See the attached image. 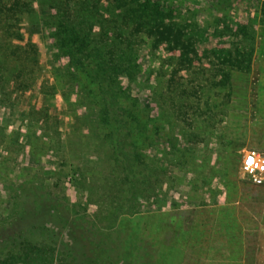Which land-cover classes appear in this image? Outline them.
I'll use <instances>...</instances> for the list:
<instances>
[{
	"label": "rangeland",
	"instance_id": "374dc122",
	"mask_svg": "<svg viewBox=\"0 0 264 264\" xmlns=\"http://www.w3.org/2000/svg\"><path fill=\"white\" fill-rule=\"evenodd\" d=\"M40 1L47 0H31L33 14L17 20V35L9 40L7 69L18 71L0 80V246L21 230L62 249L71 245V220L60 215L74 214L77 202L82 222L111 234L109 247L118 243L115 264L127 258L136 237L140 264H264V176L256 184L243 170L246 154L264 155V0H153L175 12L168 20L194 33L196 60L189 69L178 51L149 40L134 55L133 73L117 77L151 122L137 153L159 185L140 186L132 199V191L124 192L126 206L115 210L109 193L119 192L111 186L107 139L89 134L87 112L76 98L83 85L68 83L76 68L51 38L56 10ZM0 3L12 7L15 0ZM74 4L68 8L72 17ZM29 46L38 53L40 72L24 86L19 73ZM236 51L252 54L249 68L221 64L230 78L221 86L215 65L223 61L217 56L234 60ZM81 170L88 182L78 188L73 180ZM31 181L69 211L11 229L10 203ZM108 215L111 223L99 222Z\"/></svg>",
	"mask_w": 264,
	"mask_h": 264
},
{
	"label": "trees",
	"instance_id": "16d2710c",
	"mask_svg": "<svg viewBox=\"0 0 264 264\" xmlns=\"http://www.w3.org/2000/svg\"><path fill=\"white\" fill-rule=\"evenodd\" d=\"M72 1L75 2L74 17L68 9ZM99 1L45 2L52 4L56 10L50 16L54 29L51 38L55 40L60 54L69 58L70 66L76 68L73 73L67 75L68 83L72 88L76 82L83 85L81 95L76 98L88 113L86 115L89 134L102 135V139H107L108 158L114 165L111 186L119 192L118 195L109 193L115 210L123 208V204L126 206L123 200L124 192L132 191V199L140 186L151 188L154 183V187L159 185L155 170L137 153L138 147L147 141L151 122L140 115L138 100L133 98L129 91L122 89L117 77L133 73L134 55L137 50L146 46L149 40L153 41L154 46L164 44L168 50L178 51L181 63L189 69L192 68L196 60V39L193 38L196 36L180 23L168 20V16H172L170 11H174L156 1L105 0L104 5L97 9ZM45 2L40 1L42 5L47 4ZM3 4L0 3V80L18 71L7 69V59L13 50L9 46V40L17 35V20L33 14L31 0H15L12 7ZM117 14L121 16L118 17ZM95 30L96 36L93 35ZM37 54L31 46L22 54L24 67L19 74H24V86H29L40 72ZM244 54L248 58L241 59ZM251 55L236 51L234 60L233 57L218 55L217 58L223 61L215 65V76H219V85L226 86L230 82L227 71L220 69L221 64H224L225 69H248ZM14 78L17 80L19 76ZM2 92H5L3 88L0 89L1 99L4 98ZM107 161L109 160L104 158L103 166ZM144 168L146 172L153 171L152 175H145L146 172L143 175ZM152 176L155 182L151 181ZM85 178V173L81 170L80 177L76 181L73 180V183L79 188ZM86 181L88 182L87 178ZM103 185H106L104 181ZM22 187H25L20 191L23 199L20 200L18 196L15 197V202L10 203L11 229L46 213L58 214L59 210L65 212V209L69 211L67 207L64 209L61 206L63 204L54 198L53 194L41 190L33 181L23 184ZM71 208L74 210L71 216L60 215L71 220L67 234L71 245L62 249L56 242H40L36 240L35 235H27L21 230L10 237L4 246H0V264H115L113 256L116 252L119 254L120 250L116 241L110 242L113 245L111 247L107 244L108 238H112L111 234L94 225L95 223L82 222L84 214L80 211L79 203H73ZM112 221V216L108 215L99 222ZM139 239L141 240L136 237L132 241L129 255L121 264H140L135 262Z\"/></svg>",
	"mask_w": 264,
	"mask_h": 264
},
{
	"label": "built area",
	"instance_id": "2783aa9c",
	"mask_svg": "<svg viewBox=\"0 0 264 264\" xmlns=\"http://www.w3.org/2000/svg\"><path fill=\"white\" fill-rule=\"evenodd\" d=\"M243 170L253 183L261 184L264 176V155L251 151L244 157Z\"/></svg>",
	"mask_w": 264,
	"mask_h": 264
}]
</instances>
